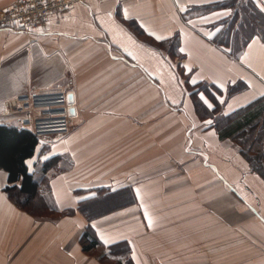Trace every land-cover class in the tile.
<instances>
[{
  "label": "crops",
  "instance_id": "crops-1",
  "mask_svg": "<svg viewBox=\"0 0 264 264\" xmlns=\"http://www.w3.org/2000/svg\"><path fill=\"white\" fill-rule=\"evenodd\" d=\"M224 1L76 0L43 29L0 26V114L23 92L70 88L76 98L68 133L25 160L34 171L41 148V160L65 156L49 198L70 211L39 219L20 209L0 168V264H102L82 249L87 226L104 252L124 240L133 264H264V178L213 125L264 95V35L251 33L238 56L216 43L234 12ZM251 2L264 13V0ZM100 187L111 207L87 217L78 202Z\"/></svg>",
  "mask_w": 264,
  "mask_h": 264
},
{
  "label": "trees",
  "instance_id": "trees-1",
  "mask_svg": "<svg viewBox=\"0 0 264 264\" xmlns=\"http://www.w3.org/2000/svg\"><path fill=\"white\" fill-rule=\"evenodd\" d=\"M222 3L232 6L234 12L222 21L223 27L214 41L228 47L231 55L238 56L251 33L258 31L264 35V13L255 9L251 0H226ZM217 4L197 6L192 9L203 11ZM166 44L169 51L173 52L176 48L174 39ZM197 87L212 86L201 83ZM236 89V85H230L228 94ZM191 95L197 113L199 115L208 113L196 93L193 91ZM219 109L220 106L217 103L214 112L216 113ZM213 125L219 137L231 138L249 168L264 178V95L227 114L215 115ZM40 142L41 139L30 130L22 128L13 121L0 123V168L7 172V184L3 190L13 203L32 215L38 214L34 209L38 207L51 211L58 217L70 210H60L52 204L49 198V177L64 168L66 158L62 154L52 155L42 159L38 169L34 167V171H29L25 160L33 156ZM107 190L108 188L104 187L97 188L95 196L78 202V209L83 211V208L90 204H98ZM107 198L108 196L104 197V199ZM83 213L87 217L91 216H88V212L83 211ZM98 244L100 241L93 234L90 226H87L81 235L82 249L89 251ZM105 247L106 251L102 252L100 257L112 259L115 261L114 264H132L129 245L124 240L105 245Z\"/></svg>",
  "mask_w": 264,
  "mask_h": 264
},
{
  "label": "built area",
  "instance_id": "built-area-1",
  "mask_svg": "<svg viewBox=\"0 0 264 264\" xmlns=\"http://www.w3.org/2000/svg\"><path fill=\"white\" fill-rule=\"evenodd\" d=\"M75 1L13 0L0 10V26L27 33L43 29L52 14L67 11ZM75 103L70 88L23 92L3 102L0 121H13L40 139L62 136L68 133L70 120L76 115Z\"/></svg>",
  "mask_w": 264,
  "mask_h": 264
},
{
  "label": "rangeland",
  "instance_id": "rangeland-1",
  "mask_svg": "<svg viewBox=\"0 0 264 264\" xmlns=\"http://www.w3.org/2000/svg\"><path fill=\"white\" fill-rule=\"evenodd\" d=\"M218 106H221L220 103H218ZM218 114H220V113H216V115H218ZM70 127H71V124H70ZM44 140H46V138H41V142H44ZM43 146H45V145H43ZM43 150H44V148H41V152H40V155H39L40 157H41V155H43ZM40 157L36 161L37 163L35 164L36 165L35 169H38V166H39V164L41 162V158ZM64 165H65V163H64ZM48 199L49 198H47V200ZM109 205H110V201H108V198H107V199H104L102 201H99L98 204H95V205H91L90 204L87 207H84L83 211L88 212V214H89L88 216H90V215L91 216H96V215H99L100 213L106 211L107 209H109L111 207ZM34 209L38 212V214H36V215H32L31 214V215L34 216V217H37L39 219H43V218H54L55 219L57 217L56 214L51 213V211H47L45 209L42 210L41 208H38V207L37 208L34 207ZM170 249H172V248L170 247ZM102 252H104V249L101 248V247H94V248H92L91 250L88 251L89 254L96 256V258H99L101 260L102 264H114L115 261H113L112 259L100 257Z\"/></svg>",
  "mask_w": 264,
  "mask_h": 264
},
{
  "label": "snow or ice",
  "instance_id": "snow-or-ice-1",
  "mask_svg": "<svg viewBox=\"0 0 264 264\" xmlns=\"http://www.w3.org/2000/svg\"><path fill=\"white\" fill-rule=\"evenodd\" d=\"M150 35H152L157 41H163V40L167 39V37L162 36V35H158L155 32L150 33ZM193 83H195V81H193ZM205 103L208 104V107L209 108L212 107V105L210 103H208L207 100H205ZM208 123H210V121ZM26 164H29L30 165L31 164V161H26Z\"/></svg>",
  "mask_w": 264,
  "mask_h": 264
},
{
  "label": "water",
  "instance_id": "water-1",
  "mask_svg": "<svg viewBox=\"0 0 264 264\" xmlns=\"http://www.w3.org/2000/svg\"><path fill=\"white\" fill-rule=\"evenodd\" d=\"M70 111L72 112L73 111V108H71Z\"/></svg>",
  "mask_w": 264,
  "mask_h": 264
}]
</instances>
